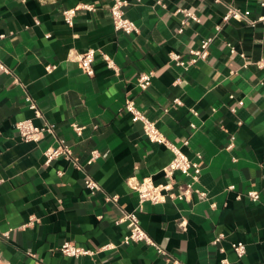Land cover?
<instances>
[{
    "label": "crops",
    "instance_id": "0c3cea01",
    "mask_svg": "<svg viewBox=\"0 0 264 264\" xmlns=\"http://www.w3.org/2000/svg\"><path fill=\"white\" fill-rule=\"evenodd\" d=\"M126 1V16L139 28L132 34L114 28L112 0H0V35H6L0 58L12 70L0 73V264H220L222 258L264 264V22L248 21L263 14L261 0ZM232 5L250 10L249 19L226 20ZM73 7L70 25L64 10ZM184 8L199 20L184 22ZM210 36L205 59L186 67L171 60V51L189 60V51ZM89 48L97 53L92 76L78 56ZM146 71L154 72L152 83L141 90L137 81ZM27 93L43 118L28 107ZM127 99L190 158L202 154L206 200L146 201L138 212L167 254L142 241L125 243L128 227L117 223L121 206L131 211L140 204L134 179L165 181L163 168L173 158L132 120ZM25 118L54 123L81 167L64 157L45 164L43 152L56 137L24 141L15 123ZM73 123L84 126L81 134ZM95 149L102 156L88 163ZM88 176L103 190L92 193ZM175 177L187 180L180 172ZM251 190L260 192L258 200ZM106 193L118 195V203ZM66 240L95 253L66 256L60 249ZM238 241L246 244L242 258L232 247Z\"/></svg>",
    "mask_w": 264,
    "mask_h": 264
},
{
    "label": "built area",
    "instance_id": "2783aa9c",
    "mask_svg": "<svg viewBox=\"0 0 264 264\" xmlns=\"http://www.w3.org/2000/svg\"><path fill=\"white\" fill-rule=\"evenodd\" d=\"M261 5L264 8V0H261ZM128 5L126 0H112L110 7L112 22L114 28L117 31H122L127 34H132L139 31L138 26L130 18L126 16L125 7ZM85 8L92 9L90 5H82ZM78 7H73L64 10V19L68 24H73L74 17L76 15ZM185 15L184 22L187 18L192 17L197 20L196 14L186 8L180 9ZM251 14L250 10H242L234 5L228 7V11L225 15V19H236L243 20L249 19ZM250 23L255 24L257 22H264V12L257 19H249ZM6 35L3 33L0 35L1 38ZM213 41V37L204 38L199 47L191 49L189 51L190 58L185 60L182 54L179 52L171 51L170 58L175 61L178 65L183 67L189 64H196L198 61L205 59L209 54V46ZM231 52H235V47L229 45ZM96 49L89 48L86 51L80 53L79 62L83 71L92 76L95 73L94 61L96 59ZM103 58L106 61L108 67L117 69L114 59L106 53H102ZM260 66H264V61L259 62ZM54 65H47V70L52 71ZM0 73L11 74L12 70L10 67L0 58ZM153 71H146L140 74L138 78V86L141 90H146L152 83ZM233 97V95H231ZM28 107L33 109L37 117L43 118V112L37 104L36 100L30 93L26 94L25 97ZM179 101L178 98L174 99V103ZM242 103V101H240ZM124 109L130 114L131 118L135 122H141L143 130L148 139L153 142H157L165 145L173 152V158L170 163L163 168L165 181L156 183L152 178L148 177L143 180L134 179L131 183V187L138 192L140 204L137 209L128 211L121 206L122 215L117 219V223H124L129 230V233L124 237L125 243L130 242H145L156 247L159 253L167 254L166 251L149 235V233L142 227L138 212L142 210L143 204L146 201L153 203L165 202L168 198L171 199H185L190 200L193 195H197L199 198L206 200L208 198L207 191L199 186L201 181L202 167L199 159L202 157L200 152L196 153L197 160L190 158L180 146L170 140L167 135L158 127L155 121L151 120L143 111H141L133 99H127L124 105ZM231 110L235 112L237 105L231 107ZM196 113V111H194ZM194 128L196 125L191 124ZM15 127L18 130L20 136L24 141L39 142L43 139L46 134H52L56 137V143L49 145L44 150L45 164L49 165L54 159L64 157L73 161L78 167H81L78 160L73 156V150L71 146L66 142L65 139L57 137L56 125L49 121H44L43 124H36L32 118H25L17 121ZM73 128L78 134L82 133L84 126L73 123ZM235 137L232 136V140ZM189 139L184 141V144H188ZM234 143L231 141L228 148L233 147ZM102 156V152L95 149L91 152V156L88 159V163H92L98 157ZM180 172L182 175L187 177L186 181L178 182L175 174ZM86 186L91 190L92 193L99 190H103V187L95 179L88 176L86 179ZM230 188H234V185H230ZM249 197L254 200L260 198V192L258 190H251L248 193ZM105 199L114 203H118L119 196L116 194H105ZM215 204H212L214 206ZM223 237L222 234L217 236L213 242L217 243ZM111 245H106L103 248H109ZM232 247L239 258H242L246 253V244L242 241L232 242ZM62 253L66 256L80 257L83 255H92L95 253L94 250L88 249L83 246H79L73 241L66 240L60 246ZM220 264H230L228 258H222Z\"/></svg>",
    "mask_w": 264,
    "mask_h": 264
}]
</instances>
